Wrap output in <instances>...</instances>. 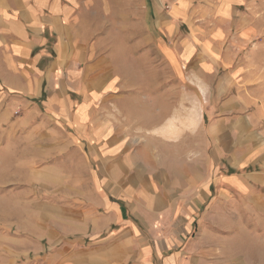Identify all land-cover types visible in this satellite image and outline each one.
Masks as SVG:
<instances>
[{"label": "crops", "instance_id": "crops-1", "mask_svg": "<svg viewBox=\"0 0 264 264\" xmlns=\"http://www.w3.org/2000/svg\"><path fill=\"white\" fill-rule=\"evenodd\" d=\"M186 18V0H0V127L31 169L0 183L39 185L0 264H226L210 217L264 195V170L223 167H264V141Z\"/></svg>", "mask_w": 264, "mask_h": 264}, {"label": "rangeland", "instance_id": "rangeland-1", "mask_svg": "<svg viewBox=\"0 0 264 264\" xmlns=\"http://www.w3.org/2000/svg\"><path fill=\"white\" fill-rule=\"evenodd\" d=\"M186 2L188 25L195 29L196 35L210 39L209 44L205 43V40L198 43L201 47L205 46L208 53L215 55L218 62H223L226 69L232 73L228 81V85L231 82L232 91L228 97H232L235 104L229 109L230 112L243 114L244 118H247L246 126L253 141L263 142L264 0H186ZM162 63L165 64V61ZM162 69L161 81L164 88L166 80L169 79V71L167 68ZM187 90L189 94L196 95L190 87ZM206 105L203 104L204 107ZM178 108L179 113L185 112L180 104ZM216 108V104L210 106L212 111ZM181 123L183 121L180 120L179 127H182ZM9 128H11L9 123L0 127L2 181L17 175L23 179L31 172L29 168L19 167L26 154L23 151L24 144L19 140V135H8ZM179 154L183 155L184 159L187 158L186 153ZM261 164H257L253 158L250 166L244 169L241 167L231 169L223 167V169L227 174L232 172L235 175L247 173L258 175L264 170V167L259 166ZM40 168H35L34 174H38ZM34 178L40 177L34 176ZM257 187L251 183L250 194L248 193L250 201L248 194L236 191L234 197L224 201L223 208L216 210L219 211L218 214L210 217L208 224L214 234L211 240L214 244H219L220 255L225 256L226 264L234 257H242L248 264H264V195L256 193ZM33 188L37 190L39 185L0 183V243L3 247L10 246V237L18 238L24 234L10 231L8 227L10 225L14 227L21 219L17 208L27 204V199L22 197L29 195ZM256 202H259L261 207L257 206ZM5 261L3 259L2 264H7Z\"/></svg>", "mask_w": 264, "mask_h": 264}]
</instances>
